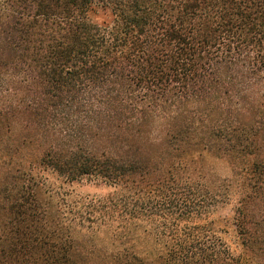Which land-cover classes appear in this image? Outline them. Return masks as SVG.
<instances>
[{
    "label": "trees",
    "instance_id": "obj_1",
    "mask_svg": "<svg viewBox=\"0 0 264 264\" xmlns=\"http://www.w3.org/2000/svg\"><path fill=\"white\" fill-rule=\"evenodd\" d=\"M45 172L113 189L81 217L113 250L51 211ZM0 264H264V0H0Z\"/></svg>",
    "mask_w": 264,
    "mask_h": 264
},
{
    "label": "rangeland",
    "instance_id": "obj_2",
    "mask_svg": "<svg viewBox=\"0 0 264 264\" xmlns=\"http://www.w3.org/2000/svg\"><path fill=\"white\" fill-rule=\"evenodd\" d=\"M90 18L98 24H109L112 21L111 12L100 6L94 7ZM208 165L220 178L231 176V170L225 162L212 160ZM41 176L39 197L49 204L53 213L61 217L65 226L71 227L72 235L79 238L82 244L84 242L88 249L108 247L109 251L113 250V228H98L97 223L90 224L87 220L81 222L84 205H88L94 199L105 198L113 192V189L89 179L68 183L51 172L42 173ZM233 217V206L226 205L216 209L210 220L224 244L234 254H238L241 247L232 226Z\"/></svg>",
    "mask_w": 264,
    "mask_h": 264
}]
</instances>
